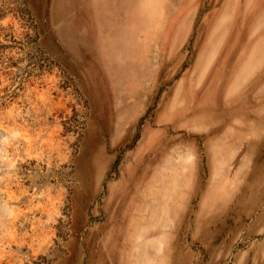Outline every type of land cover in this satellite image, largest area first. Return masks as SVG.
Wrapping results in <instances>:
<instances>
[{
	"label": "rangeland",
	"instance_id": "obj_1",
	"mask_svg": "<svg viewBox=\"0 0 264 264\" xmlns=\"http://www.w3.org/2000/svg\"><path fill=\"white\" fill-rule=\"evenodd\" d=\"M0 264H264V2L0 0Z\"/></svg>",
	"mask_w": 264,
	"mask_h": 264
},
{
	"label": "crops",
	"instance_id": "obj_2",
	"mask_svg": "<svg viewBox=\"0 0 264 264\" xmlns=\"http://www.w3.org/2000/svg\"><path fill=\"white\" fill-rule=\"evenodd\" d=\"M260 2H264V0H260ZM232 26H233L232 24H229V25H228L229 28H231ZM248 39H249V40H252L253 38L250 37V35H249Z\"/></svg>",
	"mask_w": 264,
	"mask_h": 264
}]
</instances>
